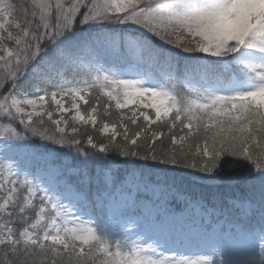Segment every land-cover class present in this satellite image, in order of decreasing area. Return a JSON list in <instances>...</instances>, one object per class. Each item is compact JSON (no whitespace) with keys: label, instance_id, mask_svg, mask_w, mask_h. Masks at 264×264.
I'll list each match as a JSON object with an SVG mask.
<instances>
[{"label":"snow or ice","instance_id":"obj_1","mask_svg":"<svg viewBox=\"0 0 264 264\" xmlns=\"http://www.w3.org/2000/svg\"><path fill=\"white\" fill-rule=\"evenodd\" d=\"M0 264H264V0H0Z\"/></svg>","mask_w":264,"mask_h":264},{"label":"trees","instance_id":"obj_2","mask_svg":"<svg viewBox=\"0 0 264 264\" xmlns=\"http://www.w3.org/2000/svg\"><path fill=\"white\" fill-rule=\"evenodd\" d=\"M12 2L13 3H16L18 6L19 5H24V6H28L29 4H30V0H12ZM49 127H51L50 125H49ZM81 132H82V134L85 132V129H81ZM87 132L89 133V134H93L96 138H97V140H99L100 139V135H99V133H94L93 131H92V129H91V127H89L88 129H87ZM34 143H39V141H33ZM86 150L87 151H89V152H91L92 150L91 149H88L87 147H86ZM68 151V149H60V152L61 153H65V152H67ZM74 151V150H73ZM73 163H75V161H73ZM229 164H231V161H229ZM184 186H186L187 187V189H189V190H191V191H194V190H197V189H199V190H205V189H207L208 188V185H206V184H203L202 182H200V181H198V180H194V179H192V178H189L186 182H185V184H184ZM223 189H225L226 191H228V189L226 188V186H221ZM233 191H235L234 189H233ZM196 192V191H195Z\"/></svg>","mask_w":264,"mask_h":264}]
</instances>
